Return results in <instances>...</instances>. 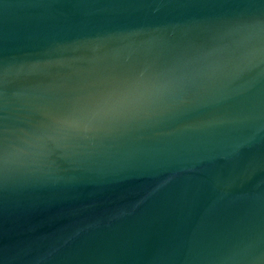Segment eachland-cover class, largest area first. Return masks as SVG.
<instances>
[{
  "label": "water",
  "instance_id": "water-1",
  "mask_svg": "<svg viewBox=\"0 0 264 264\" xmlns=\"http://www.w3.org/2000/svg\"><path fill=\"white\" fill-rule=\"evenodd\" d=\"M0 264H264V0H0Z\"/></svg>",
  "mask_w": 264,
  "mask_h": 264
}]
</instances>
